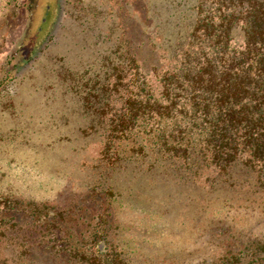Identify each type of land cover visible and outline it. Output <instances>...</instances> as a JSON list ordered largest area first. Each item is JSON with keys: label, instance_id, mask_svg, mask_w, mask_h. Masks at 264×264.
<instances>
[{"label": "trees", "instance_id": "1", "mask_svg": "<svg viewBox=\"0 0 264 264\" xmlns=\"http://www.w3.org/2000/svg\"><path fill=\"white\" fill-rule=\"evenodd\" d=\"M38 1L28 2L11 70L52 41L56 1ZM145 4L138 30L124 45L118 36L123 51L98 93L84 99L94 123L82 133L98 138L85 182L60 204L0 196V264H145L136 231L164 217L174 196L175 207L201 204L196 214L218 238L217 255L178 253L175 264H264V238L243 242L220 213L204 212L218 190L243 183L264 193V0Z\"/></svg>", "mask_w": 264, "mask_h": 264}, {"label": "rangeland", "instance_id": "2", "mask_svg": "<svg viewBox=\"0 0 264 264\" xmlns=\"http://www.w3.org/2000/svg\"><path fill=\"white\" fill-rule=\"evenodd\" d=\"M55 1L52 41L29 63L11 70L6 63L28 22L30 0H0V196L60 204L72 183L85 182L88 172L82 164L97 147L95 133H82L94 123L84 99L96 96L118 61L123 51L118 36L124 45L149 7L148 0ZM241 40L235 31L234 42ZM215 196L205 213H220L222 223L234 224L243 242L264 238L263 192L252 193L242 183L238 192L222 189ZM185 204L175 207L174 196L164 217L143 221L136 231L145 264H175L178 253L191 262L217 255L218 238L206 230L208 215L205 220L197 216L199 203ZM178 212L192 216L177 221Z\"/></svg>", "mask_w": 264, "mask_h": 264}]
</instances>
